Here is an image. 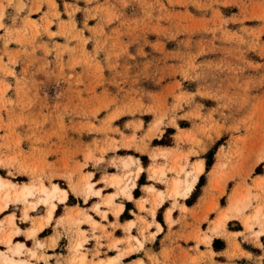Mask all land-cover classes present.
Returning a JSON list of instances; mask_svg holds the SVG:
<instances>
[{"label":"rangeland","instance_id":"374dc122","mask_svg":"<svg viewBox=\"0 0 264 264\" xmlns=\"http://www.w3.org/2000/svg\"><path fill=\"white\" fill-rule=\"evenodd\" d=\"M32 1L25 15L12 17L15 25L22 27L5 28L6 44L13 40L26 45L20 56L22 78L17 80L16 101L6 95L10 84L0 86V130H4L0 135V175L17 184L57 183L70 194L83 197L85 203L70 208L55 224L70 231L67 245L62 241L57 250L66 254H60L57 263L79 264L75 258L85 255V264H106L111 257L100 241L111 234L104 232L105 226L95 218L87 220L86 215L93 213L83 206L96 198L91 209L106 218L103 209L115 214L118 205L106 203L113 193H94L97 184L91 180L92 173L85 171L92 168L89 163L94 167L103 164L105 171L119 169L105 172L100 179L104 186L114 188L115 198H127L112 184L111 176L117 174L126 180V174L135 173L141 165L140 157L134 154L148 153L149 178L154 184L165 185L164 198L172 200L168 209L182 212L175 220L171 211L169 219L166 209L169 235L179 242H194L189 249L178 244L183 264L188 260L198 264V257L191 256L189 250L199 252V245L207 248L216 237L230 242L229 264H264V251L253 260L239 259L248 255L241 245L264 248V219L253 218L258 208L264 214V176L251 181L257 171H264V0H45L46 10L37 20L30 13L40 2ZM230 4L241 6L243 16L225 15L222 8ZM24 6L23 2L18 7ZM248 19L258 21V25L246 26ZM234 24L239 27L233 28ZM3 26L0 17V28ZM16 58L10 57V63H16ZM0 72L14 74V69L1 62ZM18 127L28 133L21 134ZM173 139L177 146L149 147ZM23 141L31 144L29 151ZM209 144L212 147L207 150ZM182 146H187V151ZM205 150L204 156L213 166L210 188L214 193L199 215L198 211H187L185 204L179 203L184 198L171 195L170 189L174 178H183L197 163H191L190 156ZM129 155L134 161L125 166ZM159 158L165 163H159ZM160 166L165 176L153 174ZM170 171L173 176L168 175ZM88 181L93 183L92 191L87 188ZM228 184L233 187L229 194ZM151 186L146 187L150 196L141 200L140 209L153 219L137 218L144 245L162 230L152 213L157 208L156 191ZM39 196L11 203L21 204L22 219H27L30 202L42 205ZM42 206L48 211V205ZM212 212L216 216L209 219ZM188 213L193 222L187 221ZM225 214L229 217L223 226L214 230ZM247 217H251V226L245 224ZM8 218L0 222V249L12 254L16 242L7 244L2 239L5 232L17 228L8 224ZM159 220L164 222L162 213ZM231 220L240 223L243 230L231 232L229 229L238 227ZM176 222L183 226L178 233L171 228ZM83 224L90 225L91 235L98 239L89 259L84 244L90 236ZM153 224L155 231H151ZM129 226V222L124 226L128 232ZM97 229L104 231L99 235ZM136 237L128 233L108 243L109 248L118 250L115 264L144 249ZM59 238L58 231L48 241L36 238L18 258L28 264H52L45 249L55 248ZM80 241L83 246L77 249ZM222 245L217 243L218 248ZM164 253L170 255L167 250ZM199 253L213 257L211 249ZM138 262L143 264L142 259ZM153 264L159 261L155 259Z\"/></svg>","mask_w":264,"mask_h":264},{"label":"crops","instance_id":"0c3cea01","mask_svg":"<svg viewBox=\"0 0 264 264\" xmlns=\"http://www.w3.org/2000/svg\"><path fill=\"white\" fill-rule=\"evenodd\" d=\"M56 1L59 3V1L61 0H56ZM23 2L25 6L19 9L18 7L19 4ZM32 2H33L32 0H22V1L21 0H0V17H1V22L4 25L3 27L0 28V36H1L0 37V64L2 62L4 66H8L9 68L14 69V74L6 75L5 73L0 72V86L4 82L10 84V88L6 92V95L11 97L15 101L17 99V88H16L17 80L22 78L21 57H22V53H23V50L26 44L25 43L19 44L13 40H10L9 43L6 44V41H5L6 39L4 38L6 36V38L8 39V34L5 31V28L8 26H14L15 28H21L22 26L17 27L15 25V22L13 21L12 17L18 16V15L19 17H22L23 15H25L28 9L31 8ZM38 2H40V7L30 13L32 19L34 20L39 19L41 17V14L46 10L45 0H40V1L38 0L37 3ZM246 2L248 3L249 1L247 0ZM222 11L224 12L225 15L229 17L235 16V15L240 16V17L243 16V13H241V6L236 5V4H230L228 6H225L222 8ZM244 24L248 27H253V26L258 25V21L248 19V20H245ZM232 27L238 28L239 25L234 24ZM15 34L16 33H13V35ZM15 56L17 57L16 58L17 61L16 63L11 64L10 57H15ZM185 128H190V127H185ZM17 131L23 135H25V133H28L27 131H25L24 128H21V127H18ZM3 132L4 130H0V135H2ZM175 133H173L172 135L174 136ZM2 141L3 140L0 139V143ZM157 146L174 147V146H177V142L175 139H173L171 143H166V144L151 143V145L149 144L150 148L157 147ZM23 147L25 148L26 151H29L31 149V144H29V141L28 142L23 141ZM211 147H212V144H209L207 150H209ZM182 148H183V151H187L188 149L187 146H182ZM207 150H205L204 152H200L197 155L192 154L190 156L191 163L194 161L201 162L203 164V167H202L201 173L199 174V178L196 181L190 194L185 198L183 197L184 199L179 200L180 204L182 203L185 204V206L188 209L187 211H198L199 215L203 214V210L208 205L209 199L212 196L211 194L214 193V190L210 188V182H211L210 178H211V172H212L211 170L213 166L207 164L208 159L207 157L204 156ZM134 155L136 156L138 155L140 157L141 159L140 164L142 166V170L139 173V176L137 178V185L132 191V198L129 199V198L118 197L114 199V202L117 205H120V204L123 205L122 210L117 215H115L112 210L103 209V210H106L107 214H106V218H102L99 214L93 212L91 209V206L97 200L96 198H93L90 201H88V203H86L87 206H83L87 211H90L93 213V214L90 213V215L93 218H95L98 222L102 223L105 226V231L103 229H97L95 233L101 235V233L104 231V232H108L111 234V237L109 238H106L103 236L100 239V241H102V244H103L102 249L105 251H108V254L111 255V257L116 256V253L118 252V250L108 247V243L110 241L114 240L115 238L123 239L125 236L128 235V233H131L133 236H137L139 240L141 239V235L139 234L140 223L137 219L138 216H144L148 220L152 221L153 216L148 214L146 210L140 209L141 200L150 196V194H147L146 187L154 185L157 190H161L162 192L166 191V187L163 183L154 184L152 183V180L149 178V172H148L149 166L148 165L151 162V158L149 154L148 153H140V154L136 153ZM143 157L144 159L146 157L148 161L144 162V160L142 159ZM158 162L161 164L165 163L163 160H160V158ZM89 167H92V168H87L85 171H87L88 173H92L91 180L97 184L96 186L98 188L96 189L97 190L101 189L102 195H105V193L107 194L114 193V188L111 186H104V181H102L100 178L103 176L105 172H116V171H119V169L112 170V171H108V170L105 171L102 168L103 164H100L98 167H94V165L91 163H89ZM170 172L171 173H168V175L173 176L174 172L173 171H170ZM201 176H204L205 180L201 185H199ZM257 176H264V171L261 173L256 172L251 178V181ZM26 181H28V179ZM232 188L233 187L229 186L228 184L226 188V193L229 194ZM66 190L68 192V197L66 201H57V204H58L57 208L53 212L48 222L44 221L46 218V215L48 214V211L46 207L42 205H38L35 209L28 210L27 220L22 219L24 211H23V207L21 206V204L14 205V203H11L7 208L2 209V211L0 210V222L6 219L10 215H13V214L15 215L14 217L15 223H16L15 225L19 227L21 231L19 234L14 235L12 239L16 243L17 242L24 243L27 248L34 245V240L36 238L47 239L48 241V238L54 235L56 231L60 232V238L57 241L56 247L55 248L48 247L45 249V252L50 254L49 261L52 264H58L57 261L60 260V257H59L60 254L61 255L66 254L65 252H59L57 250L60 247L62 241H66L64 245L65 246L67 245V241H69V234H70V231L67 229V227H64L63 225H58L57 227L55 226L58 218L62 217L65 213L70 212V208H74L76 205L81 206L80 205L81 201L84 202L83 197L81 195H77L72 192L70 194V191L68 189ZM222 196L223 195H221L219 198L221 207H222V204H221ZM171 204H172L171 199L164 198V200L162 201V204L155 211L154 220L155 222L161 225L162 230L156 233V236L152 240H147L145 245L143 243L144 249H139L137 251L130 253L128 256L124 257L123 261L119 264H140L138 262L139 259L143 260V264H153V261L155 259L159 261V264H183L182 262L183 253L181 249L178 247V244L183 248L189 249V248L194 247V242L193 241L186 242L184 240L179 242L175 240V238H172V236L169 235L168 231L170 228L167 222L165 221V211L171 206ZM149 205H150V202L147 201L145 203V207L148 209L150 207ZM102 207L106 208L105 206H101V209ZM159 213H162L164 222L158 219ZM214 215L216 216L215 212L210 213L209 219H211V217H213ZM172 216L175 220H178L181 218L182 212L180 211L179 208H175L172 211ZM34 218H37L35 221L37 222V225H34ZM40 218L41 220H43L42 222L46 224H43L44 226L39 231H37L36 235H31V236L28 235L32 228H35L39 225V223L41 222ZM130 221H134L136 223L133 225L130 232H128L124 228V226ZM187 221L193 222V219L190 213L187 214ZM231 222L233 223V225L238 226L237 228L229 229L231 232H240L243 230V228L240 227V223L234 220H231ZM82 226L84 227L83 229L88 230L87 234L90 236L89 240L84 244L85 248L89 250V253H88L89 254L88 259H89L91 257V252L95 249L97 245L98 239H96L95 237L91 235L92 230H91L90 225L83 224ZM171 228L173 231L178 233L179 231L183 229V226H180V222H176L172 225ZM155 229H156V225L153 224V226L151 227V231H155ZM173 236L175 237L176 234H173ZM237 237L239 239V237H241V234L238 235ZM215 240H217L218 243H221V244L223 243V245L220 246L219 248L218 247L215 248L214 247ZM119 245H122V244L120 243ZM241 247L243 251L246 254H248L246 256L240 257L239 259H241V261H248L249 258L253 260L255 257L260 256L264 251L263 247L261 248L260 246L253 245V244L251 245V247H246L243 245H241ZM209 248L213 252V257L212 258L208 256L202 257V255L199 252H202L207 249L210 250ZM229 248H230V242L226 238L223 239L222 237H216L213 240L212 244L210 246H207V248H205L204 244H201L199 245V250H200L199 252H197L196 250H189L188 253L191 256L196 255L198 257L199 259L198 264H229L230 260L227 255ZM165 250L169 251V254H170L169 256L165 255L164 253ZM102 256H105V255H102ZM151 256L153 257L151 258ZM39 264H43V261H39ZM187 264H193V263H191L188 260Z\"/></svg>","mask_w":264,"mask_h":264},{"label":"bare ground","instance_id":"6f19581e","mask_svg":"<svg viewBox=\"0 0 264 264\" xmlns=\"http://www.w3.org/2000/svg\"><path fill=\"white\" fill-rule=\"evenodd\" d=\"M129 159L130 160H127V161L125 160V162H124L125 166H129L130 163L134 161L133 156H130ZM202 167H203V164L201 162H197L194 165L192 170L190 169V171H186L185 176L183 178H178V177L174 178V180L172 181L171 189H170L171 195L181 196L184 198L187 197L190 194V192L192 191L196 181L198 180L199 174L202 171ZM141 170H142V166L139 165L135 173L131 172V173L126 174V177H127L126 180H124L123 177H121L117 174H113L111 176V182H112V184L119 186L120 193L122 194V196L124 195L127 198L131 199L132 198V191L137 185V178H138ZM153 174L165 176L166 171H165L163 166H160L159 168H156L153 170ZM87 188L89 191H92L93 190V183L88 181ZM150 189L152 191H156L155 206H156V208H158L162 204V201L164 200V196H165L164 192H162L161 190H156L155 187H152V186L150 187ZM100 192H101L100 189L94 190L95 194L98 193V195H99ZM37 194L40 195L39 196V202H41L42 205L43 204L48 205V216L46 215L47 216V222L50 220L53 212L57 208L58 204L55 200L58 199L59 201H66V199L68 197L67 190L60 187L57 183H54L52 186H47L45 183L17 184L16 182L7 180L5 177L0 175V210L1 211H2V209L7 208L11 204V202H17L20 200H27L30 197L36 196ZM116 195L117 194H115V193L111 194L109 196V198L107 199L106 203L107 204L114 203V199H115ZM153 202H154V199H153ZM36 207H37V204H35L34 202H30V207L28 209H30V208L35 209ZM122 207H123L122 204L118 205V207L115 210V214H118L122 210ZM171 211H172L171 209H168L167 215H168L169 219L171 217ZM154 212H155V209H152L153 214H154ZM262 215H263V217H262ZM27 216H28V213L26 210V217ZM228 217H229L228 214L222 215V217H220L218 219V221L216 222L214 230H217L218 228L223 226V224L225 222L224 220H226ZM253 218H255L256 220H259V221L261 218L264 219V214H262L261 208H258L254 212ZM86 219L87 220H93V218L90 214L86 215ZM250 219H251V217H247V219L245 220L246 225L251 226ZM93 223L96 224L97 221L94 220ZM8 224L10 226H13L16 224L15 218L13 215L9 216ZM43 224H46V223L40 222V224L37 227L32 228L30 230V234L36 235L37 231H39L44 226ZM129 224H130L129 227H132V225L134 224V221H130ZM159 227H161L160 224H159ZM20 231H21L20 228L17 227L14 230H10V231L5 232V233L3 232L4 233L3 238H2L3 241L6 242L7 244H10L13 241V239H12L13 236L16 234H19ZM136 239L139 242V244L141 246H143V242L141 240H139L138 238H136ZM82 246H83V242L82 241L78 242L77 249H80ZM24 247H25L24 243L17 242L16 245L12 248V254H8L4 250L0 249V261H1V263L2 264H28L27 260L22 259V258H18V255H21L23 253ZM75 260L79 264H85L87 258L85 255H79L78 257L75 258ZM117 260H118V258H116V257L108 258V260L106 261L107 262L106 264H115L117 262ZM102 262H101V264H102ZM103 263H105V262H103Z\"/></svg>","mask_w":264,"mask_h":264},{"label":"trees","instance_id":"16d2710c","mask_svg":"<svg viewBox=\"0 0 264 264\" xmlns=\"http://www.w3.org/2000/svg\"><path fill=\"white\" fill-rule=\"evenodd\" d=\"M159 143H162V141L159 142ZM142 159L144 160V157H143ZM207 164H208V165H211V164L209 163V161L207 162ZM257 173H260V172L257 171ZM204 180H205V177H204V176H201V177H200L199 185H201V184L204 182ZM160 214H161V213H159L158 219H160ZM217 243H218V241L215 240V242H214V247H215V248L217 247Z\"/></svg>","mask_w":264,"mask_h":264},{"label":"clouds","instance_id":"9594fccd","mask_svg":"<svg viewBox=\"0 0 264 264\" xmlns=\"http://www.w3.org/2000/svg\"><path fill=\"white\" fill-rule=\"evenodd\" d=\"M98 194V193H97Z\"/></svg>","mask_w":264,"mask_h":264}]
</instances>
